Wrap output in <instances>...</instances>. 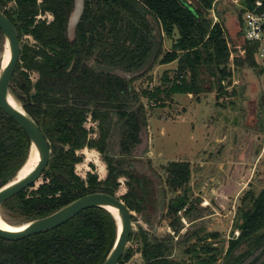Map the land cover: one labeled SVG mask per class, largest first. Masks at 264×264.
Masks as SVG:
<instances>
[{"label": "trees", "instance_id": "1", "mask_svg": "<svg viewBox=\"0 0 264 264\" xmlns=\"http://www.w3.org/2000/svg\"><path fill=\"white\" fill-rule=\"evenodd\" d=\"M72 2L0 0V10L14 24L22 44L15 70L20 65L25 69L17 79L14 70L8 91L38 124L50 148L41 182L4 200L0 214L5 211L27 222L83 194L99 191L115 195L117 177L123 175L127 190L119 198L151 226V213L159 206V192L151 175L136 171L126 158L147 123L131 80L137 77L135 73L149 70L157 59L160 64L176 61L175 73L171 78L162 77V88L143 90L147 98H156L161 91L165 96L202 92L206 87L201 74L205 73L221 89L220 81L230 78L231 69L223 25L206 16L216 1L193 0L192 4L187 0H84L83 13L70 39L65 29ZM45 11L52 14L50 21L37 18ZM235 18L240 23L239 16ZM160 32L168 37L177 34L163 52ZM24 34L30 35L34 43H21ZM238 35L240 49L233 48L236 56L243 51L241 61L256 65L254 44ZM2 41L0 31V48ZM28 71L37 72L34 82L29 80ZM88 115L98 121L96 140L87 137L83 126ZM113 129L117 130V153L108 151ZM83 146L95 147L104 155L107 174L103 180L91 172L85 179L75 174L74 164L81 159L75 150ZM29 147L23 129L0 109V187L23 165ZM164 171L166 186L180 194L167 200L166 205L164 200L163 209L171 217L172 231L188 240L192 234L189 228L178 232L183 227L179 211L188 221L196 222L209 214L208 207L201 206L197 215L193 213L186 189L189 162L169 161ZM138 230L144 264H264V187L256 194L250 190L242 194L232 224V232L237 230L238 234L228 238L219 262L221 250L217 246L205 243L197 247L194 242L183 249L191 258L174 260L168 253L171 238L148 242L143 228ZM116 235L117 222L112 213L100 206L89 207L54 228L17 240L0 238V264H100ZM207 235L215 237L216 232ZM127 257L123 249L116 264Z\"/></svg>", "mask_w": 264, "mask_h": 264}, {"label": "rangeland", "instance_id": "2", "mask_svg": "<svg viewBox=\"0 0 264 264\" xmlns=\"http://www.w3.org/2000/svg\"><path fill=\"white\" fill-rule=\"evenodd\" d=\"M194 3L193 0H187ZM213 15L223 25L227 43L234 53V46L239 43L237 33L238 24L235 21L236 8L228 0H218L212 4ZM9 4L6 5V7ZM217 9V10H216ZM218 11V12H217ZM211 20L214 19L211 12L206 13ZM239 16V15H238ZM37 18L50 21L52 14L45 11L37 15ZM241 25V20H240ZM161 34V52L168 50L177 34L172 37ZM4 38L0 48V59L4 50ZM21 43L33 44L30 35L21 36ZM22 44L19 43V46ZM237 49V47H235ZM237 61L235 62L236 58ZM240 55H234L231 60V76L224 79L221 89H217L214 79L207 73L201 74L205 90L199 93L193 92L175 93L165 96L161 91L156 98H147L146 91H152L155 87L162 88L165 83L163 76L171 78L175 73L176 61L161 66L154 61L152 66L142 74L135 73L137 77L131 80V85L140 100L146 115V126L140 132V140L132 148L127 160L131 161L139 173L150 172L155 189L163 187L165 205L167 200L180 194V191H170L166 186L164 166L172 160L189 162L190 177L186 184L187 197L192 202L193 213L197 215L201 206H207L209 216L202 217L197 222L188 221L179 211L183 227L191 231L190 238H181L172 231L165 211L155 210L151 214L152 223L148 226L140 213L131 210L132 222L139 221L143 225L148 242L154 239H169L171 246L169 257L174 260L191 258L183 252V249L194 242L197 247L210 243L221 251L218 261L227 245V240L234 234L232 224L236 218L240 198L244 192L250 190L256 194L264 187V73L260 62L256 65H248L241 61ZM21 64V63H20ZM25 70L21 65L15 70L14 77H21V71ZM122 73L120 70H114ZM28 78L34 82L37 78L36 71H28ZM127 76H130L127 73ZM12 99L23 109L20 101ZM87 131V137L96 140L99 135L98 121L87 116L83 123ZM117 130L113 129L108 145L109 153H117ZM254 152L256 154L254 155ZM75 154L81 159L74 164V172L81 179L86 178V173L97 175L98 180H103L107 174L104 155L95 147L83 146L76 149ZM107 154V153H106ZM41 182V175L34 182L35 188ZM118 185L115 195L121 196L127 190L126 177H117ZM156 193V191H154ZM157 197V193L155 194ZM210 198H215L221 205L217 210ZM122 200V199H121ZM165 207V206H164ZM196 209V210H195ZM5 212V211H4ZM0 214V219L6 224L22 225L21 219L9 215ZM202 213V211H200ZM213 216V217H211ZM153 227L155 229H153ZM216 232L215 237H207L209 232ZM168 241V240H167ZM128 254L120 264H144L142 254V236L137 227L133 225L127 242L124 246Z\"/></svg>", "mask_w": 264, "mask_h": 264}, {"label": "water", "instance_id": "3", "mask_svg": "<svg viewBox=\"0 0 264 264\" xmlns=\"http://www.w3.org/2000/svg\"><path fill=\"white\" fill-rule=\"evenodd\" d=\"M83 9L84 0H73L72 8L67 16L65 29V32L70 39L74 36V31L83 13ZM235 21L238 23L236 18ZM0 31L4 38V44H7L9 54L3 65L0 61V109L7 115L11 116L23 129L29 139L30 146L34 145L38 153V160L30 172L20 179H11L0 187L1 204L4 200L20 190L34 184L47 164L50 155V148L38 124L22 108H17L10 103L12 97L8 91V86L19 58L20 46L14 24L2 10H0ZM255 154L256 152H254V155ZM147 173L152 174L150 172ZM158 192L160 198L157 211L162 210L164 205V192L162 186H158ZM210 203L217 210L221 208V205L216 202L215 198H210ZM106 205L116 209L120 226L119 229L117 226V235L111 250L100 264H116L122 254L133 225L137 228H143V225L137 220L132 222L130 218L131 211L118 196L105 192L96 191L83 194L45 216L27 221L19 230L11 231L0 228V238L5 240H17L33 233L54 228L70 219L80 210L94 206H100L107 209L105 207ZM153 229L155 228L153 227Z\"/></svg>", "mask_w": 264, "mask_h": 264}, {"label": "built area", "instance_id": "4", "mask_svg": "<svg viewBox=\"0 0 264 264\" xmlns=\"http://www.w3.org/2000/svg\"><path fill=\"white\" fill-rule=\"evenodd\" d=\"M217 1V0H215ZM236 8V15H239L241 20L240 37L247 42H251L255 46L254 57L260 62V66L264 73V0H228ZM213 6V5H212ZM216 22V17L213 15V7L209 9ZM229 48V64L231 67V60L234 58L235 52ZM235 47L240 49L239 44ZM182 75L180 74L179 77ZM178 82V80H176ZM221 84L223 85L224 79ZM235 235L238 234L237 230Z\"/></svg>", "mask_w": 264, "mask_h": 264}, {"label": "bare ground", "instance_id": "5", "mask_svg": "<svg viewBox=\"0 0 264 264\" xmlns=\"http://www.w3.org/2000/svg\"><path fill=\"white\" fill-rule=\"evenodd\" d=\"M8 47L7 44H4V50L2 52L1 55V62L2 65L6 62L7 58H8ZM10 103L17 107L20 108L21 107L13 100L10 99ZM38 160V153L37 150L35 148L34 145L30 146L29 152H28V156L25 160V162L23 163V165L18 169V171L16 172L15 176L12 178V180H17L22 178L23 176H25L28 172H30L32 170V168L35 166L36 162ZM113 215L114 218L116 219L117 222V226L119 229L120 223H119V218H118V214L115 208L106 205L105 206ZM23 225V224H22ZM22 225H11V224H6L4 221H2L0 219V228H3L5 230H11V231H16L22 228Z\"/></svg>", "mask_w": 264, "mask_h": 264}, {"label": "crops", "instance_id": "6", "mask_svg": "<svg viewBox=\"0 0 264 264\" xmlns=\"http://www.w3.org/2000/svg\"><path fill=\"white\" fill-rule=\"evenodd\" d=\"M172 62H173V61H172ZM172 62H171V63H172ZM168 64H169V63H162V64H159V65L165 67V66L168 65ZM174 94H175V93H174ZM186 94H187V95H191L192 93H186ZM205 216H209V217H210V215L208 214V215H203V216H201L199 219H202V217H205ZM211 217H213V216H211ZM199 219H198V220H199ZM199 221H200V220H199ZM196 222H197V221H196Z\"/></svg>", "mask_w": 264, "mask_h": 264}, {"label": "flooded vegetation", "instance_id": "7", "mask_svg": "<svg viewBox=\"0 0 264 264\" xmlns=\"http://www.w3.org/2000/svg\"><path fill=\"white\" fill-rule=\"evenodd\" d=\"M237 24H238V27H237V33L240 34V28H241V27H240V23L238 22Z\"/></svg>", "mask_w": 264, "mask_h": 264}]
</instances>
